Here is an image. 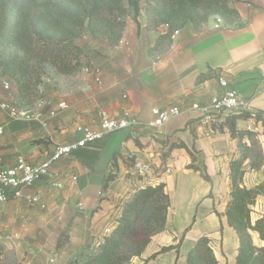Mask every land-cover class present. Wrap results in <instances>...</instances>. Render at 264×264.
<instances>
[{
	"label": "crops",
	"instance_id": "0c3cea01",
	"mask_svg": "<svg viewBox=\"0 0 264 264\" xmlns=\"http://www.w3.org/2000/svg\"><path fill=\"white\" fill-rule=\"evenodd\" d=\"M229 3L242 25L223 21L216 27V16L199 28L189 23L153 55L149 47L168 28L148 29L144 12L137 21L127 17L116 45L85 34L78 40L84 49L82 66L41 84L44 104L36 109L38 116L13 117L0 106V157L9 166L21 156L39 162L58 145L75 144L84 136L79 125L98 130L99 110L137 120L130 129L63 155L19 193L8 189L0 205L3 264H68L87 245L97 249L115 227L124 202L138 188L161 182L170 197L169 235L164 236L168 245L182 238L180 250L150 258L158 250L148 247L131 264H186L189 250L203 235L211 238L218 264H236L239 238L226 215L232 162H242V185L264 182L263 122L256 132L247 128L258 123L254 116H237L264 112V0ZM228 89L247 98L248 109L228 114L211 105L214 96ZM12 99H17L16 86L5 90L0 83V100ZM175 105L177 115L152 124L154 107ZM142 163L149 168L141 175L137 165ZM110 172L114 178L104 187ZM263 215L261 193L251 205L252 223ZM251 234L256 245H264L257 231Z\"/></svg>",
	"mask_w": 264,
	"mask_h": 264
},
{
	"label": "trees",
	"instance_id": "16d2710c",
	"mask_svg": "<svg viewBox=\"0 0 264 264\" xmlns=\"http://www.w3.org/2000/svg\"><path fill=\"white\" fill-rule=\"evenodd\" d=\"M142 12L148 29L168 25L167 32L159 34L149 47L150 55L159 51L175 30L189 23L199 28L211 16H219L228 25H242L238 23V10L229 0H0V75L16 86L19 106L31 107L40 96L39 87L45 77L72 74L82 66L84 49L78 44L82 36L88 34L116 45L122 38L127 17L137 21ZM237 116H255L264 125V112ZM229 128L235 135L234 121ZM190 167L197 169L193 164ZM231 173V199L226 215L239 238L236 264H264V245H256L251 234L257 231L264 240V215L254 223L251 220V205L264 193V182L250 188L242 185L241 161L232 162ZM204 177L208 178L206 174ZM113 178L110 172L104 187ZM169 205L165 183L138 188L124 202L115 227L99 247L87 245L68 264H130L134 256L144 252L151 233L165 228ZM142 219L145 223L138 232ZM182 240L162 246L150 258L171 249L179 252ZM128 242L131 248L127 247ZM2 252L0 243V256ZM186 264H218L208 235L198 238L187 254Z\"/></svg>",
	"mask_w": 264,
	"mask_h": 264
},
{
	"label": "built area",
	"instance_id": "2783aa9c",
	"mask_svg": "<svg viewBox=\"0 0 264 264\" xmlns=\"http://www.w3.org/2000/svg\"><path fill=\"white\" fill-rule=\"evenodd\" d=\"M223 24L221 17L217 16L215 26L219 27ZM168 28V25H163ZM179 30H175L172 35H177ZM264 76V70L262 72ZM49 80V77H45L43 81ZM0 83L5 90L12 88V82L9 78L0 75ZM222 87H227L228 82L225 79L220 80ZM41 85L39 87V90ZM44 104V101L39 98L33 107L21 108L17 99H12L9 102L0 100V106L8 111L13 117H34L38 116L36 109ZM211 105L218 111L233 114L240 113L249 107V101L247 98L241 96L236 90H225L221 95L214 96L211 99ZM60 107H65V103H60ZM180 112L178 106L171 107H154L153 113V125H162ZM255 117V116H254ZM98 130H92L89 126L79 125L78 131L84 133L83 138L78 140L72 145H58L56 149L46 158L39 162H33L26 157H19L15 165L9 166L2 162L0 157V205L8 198V189H16L17 193L28 185L33 184L35 181L46 175L51 169L52 165L59 160L63 155L69 153L73 149L84 146L88 142L110 135L113 132L123 129H130L137 124V120L134 117L126 114L124 117H112L105 110H99L96 116ZM256 118V117H255ZM258 120V119H257ZM262 120H258V123L249 124L248 129L252 131H260L262 129ZM1 131V129H0ZM149 165L146 163L137 165V172L139 174H145ZM34 201H38V197L33 198ZM54 259H51L53 261Z\"/></svg>",
	"mask_w": 264,
	"mask_h": 264
},
{
	"label": "rangeland",
	"instance_id": "374dc122",
	"mask_svg": "<svg viewBox=\"0 0 264 264\" xmlns=\"http://www.w3.org/2000/svg\"><path fill=\"white\" fill-rule=\"evenodd\" d=\"M87 35V34H86ZM40 98V96L36 99V101ZM36 101L34 102V104L31 106L33 107L36 103ZM120 215V214H119ZM144 220H140L139 223H138V226H137V229L136 231L140 232L141 229L143 228L144 226ZM169 235L168 231L166 230V227L162 230V231H159V232H155V233H151L150 235V242L148 243V245L146 246V248L149 249V251H159L161 249L162 246L164 245H168V242L170 240H167L168 238H165L166 236L164 235ZM62 240H63V237H62ZM180 238L174 240V244H177L179 242ZM127 247L128 248H131V243L128 242L127 244ZM146 248L144 249V251L146 250ZM147 249V250H148ZM155 253V252H154ZM136 258V256H134L132 259H131V262L130 264L134 261V259ZM0 263L3 264V261L2 259L0 258Z\"/></svg>",
	"mask_w": 264,
	"mask_h": 264
}]
</instances>
